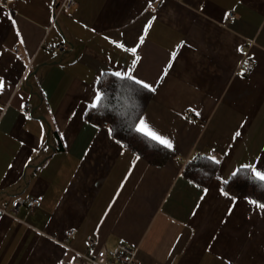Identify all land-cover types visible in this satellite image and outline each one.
I'll return each mask as SVG.
<instances>
[{"label":"crops","instance_id":"0c3cea01","mask_svg":"<svg viewBox=\"0 0 264 264\" xmlns=\"http://www.w3.org/2000/svg\"><path fill=\"white\" fill-rule=\"evenodd\" d=\"M62 1L0 3V208L44 197L0 210V264H70V230L71 249L126 244L136 264H264V209L221 193L264 170V0H75L53 24ZM115 72L155 89L141 117L173 144L162 165L87 121ZM198 154L219 161L206 186L185 174Z\"/></svg>","mask_w":264,"mask_h":264},{"label":"trees","instance_id":"16d2710c","mask_svg":"<svg viewBox=\"0 0 264 264\" xmlns=\"http://www.w3.org/2000/svg\"><path fill=\"white\" fill-rule=\"evenodd\" d=\"M98 85L102 93L101 104L97 109L87 111V121L112 129V136L127 148L152 164L162 165L170 152L134 130L151 100L152 91L111 73H105ZM218 168V163L204 157L188 164L185 174L194 182L206 186L217 175ZM225 190L231 196L246 195L264 203V187L250 178L248 170L231 177Z\"/></svg>","mask_w":264,"mask_h":264},{"label":"built area","instance_id":"2783aa9c","mask_svg":"<svg viewBox=\"0 0 264 264\" xmlns=\"http://www.w3.org/2000/svg\"><path fill=\"white\" fill-rule=\"evenodd\" d=\"M14 0H0V3H5L6 5H9ZM76 6L75 0H63L54 11V17H53V24L56 22L57 18L61 14H67L70 13L74 7ZM234 17V13H229V19H232ZM15 50H19L18 47L14 48ZM73 47L66 44L65 42H60L54 50L56 51H65V50H72ZM247 47L241 46L239 48V51L244 55L240 67L243 70H249L255 66V62L253 60H250L249 58L245 57ZM29 103H26L24 108L27 109L29 107ZM189 120H193L194 117L189 114L188 115ZM203 154H198L197 157L193 160H198ZM44 197L38 196L29 199L27 202L24 199L18 198L13 201L11 208H0L1 212L9 214L11 216H16L18 213V208L22 204H27L28 208L30 210L36 209L41 207L43 203ZM76 235V230H70L66 233L65 238L61 242L63 245H65L72 253H73V259L71 260L70 264H136V249L132 248L126 244H118L114 248L110 247H102L98 249L96 252H93L92 249L94 248L95 239L91 238L89 240V252H79L76 250H73L69 247L67 242L73 238Z\"/></svg>","mask_w":264,"mask_h":264},{"label":"snow or ice","instance_id":"6c2138e0","mask_svg":"<svg viewBox=\"0 0 264 264\" xmlns=\"http://www.w3.org/2000/svg\"><path fill=\"white\" fill-rule=\"evenodd\" d=\"M153 19H155V17H153ZM151 25V21L149 22V25L146 26L145 28V33L147 32L148 27H150ZM22 42V41H21ZM144 42V36L142 35L140 37L139 43L142 44ZM139 46V45H138ZM137 46V47H138ZM129 51H131L133 54L136 53L137 49L136 48H131L129 49ZM177 56V51H173L171 53V60L168 63L167 67L164 70V75L167 74V71L169 68L172 67V60H174ZM139 56H136V59L133 61V65L132 68H135L136 63L139 61ZM242 74V73H241ZM114 76L120 78V79H127L128 81H132L134 82L136 85L141 86L144 89H148L150 91H154L155 89L153 88V86L149 85L148 83L137 79L136 77H134L133 75H131V72H126V73H121V72H115L113 73ZM163 77H161L162 79ZM3 88V82L0 81V89ZM101 100H102V93L100 91H96L95 96L92 100V102L88 105L89 109H97L100 104H101ZM197 115H199V113H197ZM135 132L142 135L145 139L150 140L152 142H155L158 145L163 146L164 148L167 149H172L173 148V144L171 142L170 139H168L167 137H164L163 135H161L157 130H155L151 125H149L147 123V121L144 118H140L139 122L135 125L134 128ZM113 130L109 129V133L111 134ZM240 132L237 131L235 133V137L240 136ZM234 137V138H235ZM137 159H139V157H137ZM209 160L215 162V163H219L218 160H216L215 157H208ZM245 170H248L249 174H250V178L255 181L258 182L259 185L261 187H264V170H261L256 164H245V165H241L239 168L235 169L232 173H231V177H237L239 174L243 173ZM229 181L225 180L224 183L227 184ZM207 192V190H205V193ZM221 193L225 196H228V193L224 191V189H221ZM201 199H203V197H201ZM249 203L255 205L256 207L260 208V209H264V203L261 202H257L254 200H250ZM229 212H231V208L229 209Z\"/></svg>","mask_w":264,"mask_h":264}]
</instances>
